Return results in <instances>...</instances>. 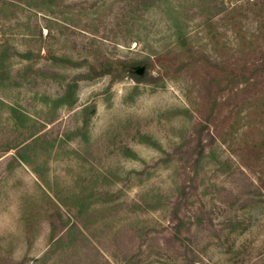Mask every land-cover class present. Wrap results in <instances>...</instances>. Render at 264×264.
Instances as JSON below:
<instances>
[{"label": "rangeland", "instance_id": "374dc122", "mask_svg": "<svg viewBox=\"0 0 264 264\" xmlns=\"http://www.w3.org/2000/svg\"><path fill=\"white\" fill-rule=\"evenodd\" d=\"M0 264H264V0H0Z\"/></svg>", "mask_w": 264, "mask_h": 264}, {"label": "trees", "instance_id": "16d2710c", "mask_svg": "<svg viewBox=\"0 0 264 264\" xmlns=\"http://www.w3.org/2000/svg\"><path fill=\"white\" fill-rule=\"evenodd\" d=\"M57 60V59H56ZM64 61V62H63ZM63 61H60V62H62V63H57L56 62V64H62L63 66H77V63H73V61H71V60H63ZM125 70H126V67H125ZM106 73H108V71H106ZM106 73H104V74H106ZM134 75H136V76H138L135 72H134V70H133V72H132ZM148 74H149V72H148V67H146V71H145V75L144 76H138L137 77V79H136V81L137 82H142V81H145V80H147V76H148ZM179 201V200H178ZM174 212H172V215L175 217V215H177L178 213H179V210H177L176 209V207L174 208V210H173Z\"/></svg>", "mask_w": 264, "mask_h": 264}, {"label": "water", "instance_id": "95a60500", "mask_svg": "<svg viewBox=\"0 0 264 264\" xmlns=\"http://www.w3.org/2000/svg\"><path fill=\"white\" fill-rule=\"evenodd\" d=\"M145 71H146V66L145 65H137L134 68V72L140 77L145 74Z\"/></svg>", "mask_w": 264, "mask_h": 264}]
</instances>
